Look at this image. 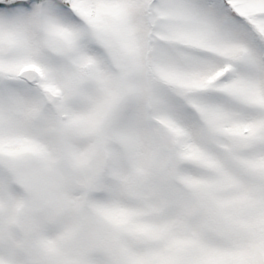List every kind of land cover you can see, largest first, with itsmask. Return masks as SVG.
Instances as JSON below:
<instances>
[{
    "label": "snow or ice",
    "instance_id": "6c2138e0",
    "mask_svg": "<svg viewBox=\"0 0 264 264\" xmlns=\"http://www.w3.org/2000/svg\"><path fill=\"white\" fill-rule=\"evenodd\" d=\"M0 264H264V0H0Z\"/></svg>",
    "mask_w": 264,
    "mask_h": 264
}]
</instances>
